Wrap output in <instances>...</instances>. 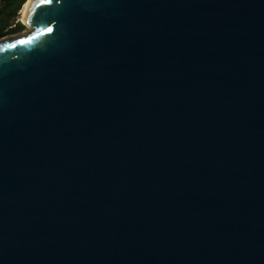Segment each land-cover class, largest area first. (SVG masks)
I'll return each mask as SVG.
<instances>
[{"label": "water", "instance_id": "obj_1", "mask_svg": "<svg viewBox=\"0 0 264 264\" xmlns=\"http://www.w3.org/2000/svg\"><path fill=\"white\" fill-rule=\"evenodd\" d=\"M27 22L0 43V264H264V0Z\"/></svg>", "mask_w": 264, "mask_h": 264}, {"label": "trees", "instance_id": "obj_2", "mask_svg": "<svg viewBox=\"0 0 264 264\" xmlns=\"http://www.w3.org/2000/svg\"><path fill=\"white\" fill-rule=\"evenodd\" d=\"M27 0H0V38L25 29L18 20L19 12Z\"/></svg>", "mask_w": 264, "mask_h": 264}, {"label": "rangeland", "instance_id": "obj_3", "mask_svg": "<svg viewBox=\"0 0 264 264\" xmlns=\"http://www.w3.org/2000/svg\"><path fill=\"white\" fill-rule=\"evenodd\" d=\"M20 17H21V15H20V12H19L18 20H20L22 23H24L26 25L25 29L20 31V32H18V33L8 34V35H5V36L1 37L0 38V43L7 42V41H10V40H15V39L27 36V35L31 34L32 32H34V30H35L34 27L29 26V24L23 22Z\"/></svg>", "mask_w": 264, "mask_h": 264}, {"label": "bare ground", "instance_id": "obj_4", "mask_svg": "<svg viewBox=\"0 0 264 264\" xmlns=\"http://www.w3.org/2000/svg\"><path fill=\"white\" fill-rule=\"evenodd\" d=\"M36 0H27L26 3L24 4V6L22 7L21 11H20V15H21V20L25 23L27 22V16L29 13V10L32 6V4L35 2ZM30 26V25H29Z\"/></svg>", "mask_w": 264, "mask_h": 264}, {"label": "snow or ice", "instance_id": "obj_5", "mask_svg": "<svg viewBox=\"0 0 264 264\" xmlns=\"http://www.w3.org/2000/svg\"><path fill=\"white\" fill-rule=\"evenodd\" d=\"M44 2H46V3H52L53 0H44ZM49 31H51V29H49ZM21 42H23V41H21Z\"/></svg>", "mask_w": 264, "mask_h": 264}]
</instances>
